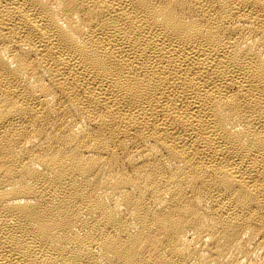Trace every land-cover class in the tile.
<instances>
[{
    "label": "bare ground",
    "instance_id": "6f19581e",
    "mask_svg": "<svg viewBox=\"0 0 264 264\" xmlns=\"http://www.w3.org/2000/svg\"><path fill=\"white\" fill-rule=\"evenodd\" d=\"M0 264H264V0H0Z\"/></svg>",
    "mask_w": 264,
    "mask_h": 264
}]
</instances>
